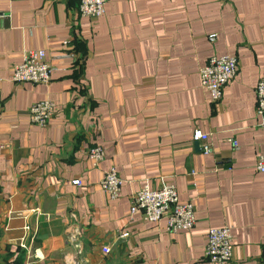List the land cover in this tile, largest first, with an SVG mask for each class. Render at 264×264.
I'll return each mask as SVG.
<instances>
[{"label": "crops", "instance_id": "1", "mask_svg": "<svg viewBox=\"0 0 264 264\" xmlns=\"http://www.w3.org/2000/svg\"><path fill=\"white\" fill-rule=\"evenodd\" d=\"M77 5L0 0V264H216L206 232L223 224L233 253L220 264H261L264 0H106L94 18ZM27 48L45 49L50 81L11 79ZM223 53L238 67L213 101L198 69ZM44 98L55 111L42 127L28 108ZM196 129L211 152L194 145ZM97 143L105 154L93 165ZM110 166L122 178L114 199L99 183ZM164 182L192 202L194 226L169 232L164 218L129 212L134 191Z\"/></svg>", "mask_w": 264, "mask_h": 264}, {"label": "built area", "instance_id": "2", "mask_svg": "<svg viewBox=\"0 0 264 264\" xmlns=\"http://www.w3.org/2000/svg\"><path fill=\"white\" fill-rule=\"evenodd\" d=\"M106 0H78L77 8L79 13L90 18L98 17L105 11ZM238 67L237 56L223 53L218 55H210L208 60L198 69L200 86L209 93V97L213 101L219 100L222 96L223 85L236 75ZM54 66L47 61L45 57V49L27 48L22 53L19 63L15 64L11 71V79L16 82L32 81L35 83H43L50 81L51 73ZM256 93L255 109L259 116V124L264 126V78H259L254 86ZM2 103L0 100V112ZM55 111V102L49 98H44L30 104L28 114L35 124L44 127ZM192 139L197 140L202 152H211L212 145L209 140V133L199 129L194 130ZM262 149L256 156L255 168L264 172V137ZM236 147V141L233 140ZM105 150L101 144L97 143L89 147L88 157L92 160V164L96 165L104 158ZM73 183L80 184L79 179H73ZM101 188L104 190L109 199L118 196L122 178L120 177L116 167L110 166L104 170L99 180ZM129 212L133 214L140 211L141 217L147 221H158L165 219V228L170 231L184 230L194 226L196 215L191 201L182 202L178 198V191L173 182H164L159 186L142 185L134 191L130 196ZM29 226L25 225V238L19 245L27 249L30 256V243L34 241L33 234H29ZM207 240L205 244V254L208 259L216 264L223 263L232 257V232L230 226L223 224L222 226H210L207 230ZM126 235L127 232L120 233ZM104 252H109L110 247L104 245ZM77 253L80 250L77 247ZM81 259L75 264H80ZM24 264H32L28 261ZM261 264H264V246L261 252Z\"/></svg>", "mask_w": 264, "mask_h": 264}, {"label": "water", "instance_id": "3", "mask_svg": "<svg viewBox=\"0 0 264 264\" xmlns=\"http://www.w3.org/2000/svg\"><path fill=\"white\" fill-rule=\"evenodd\" d=\"M198 143H199V142H198L197 140H194V145L197 146V147H200V146L198 145ZM200 149H201V147H200ZM201 150H202V149H201Z\"/></svg>", "mask_w": 264, "mask_h": 264}]
</instances>
